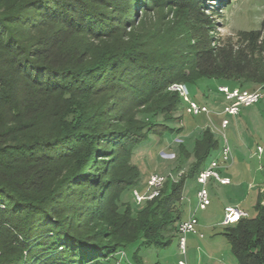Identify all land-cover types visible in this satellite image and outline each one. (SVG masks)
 <instances>
[{"label":"trees","instance_id":"1","mask_svg":"<svg viewBox=\"0 0 264 264\" xmlns=\"http://www.w3.org/2000/svg\"><path fill=\"white\" fill-rule=\"evenodd\" d=\"M146 1L0 0V264H113L131 245L143 264L142 248L177 237L186 183L221 147L205 129L188 173L142 209L118 210L140 180L132 156L162 132L156 117L171 121L183 108L168 87L184 83L197 98L191 86L203 78L264 85L262 30L242 46L217 45L206 0H179L189 43L164 54L127 24ZM180 153L189 159L183 145ZM255 208L224 232L240 264H264V189Z\"/></svg>","mask_w":264,"mask_h":264},{"label":"rangeland","instance_id":"2","mask_svg":"<svg viewBox=\"0 0 264 264\" xmlns=\"http://www.w3.org/2000/svg\"><path fill=\"white\" fill-rule=\"evenodd\" d=\"M178 1L147 0L144 4H139L132 9L127 24H133L131 26L133 33L145 39L148 38L147 40L154 44L151 47H154L157 52L167 54L187 49L189 29L192 24L186 12L180 8ZM204 6L205 8L202 7V9L211 18L207 29L210 30L209 33L217 45L231 42L242 46L246 43V33L253 30H262L264 33V0H206ZM218 83H235L260 89L262 97L251 106L242 107L239 115L236 116L237 121H233V116H227L222 112L224 98L217 91ZM191 87L196 97L209 105L211 113L194 116L179 106L173 113L175 119L171 121H164L162 116L156 117V120L163 123L165 127H160L162 131L160 135L150 133V141L135 151L132 156V163L137 164L140 169V180L138 184L119 195L118 210L123 212L129 204L133 211L144 207L146 200L136 201L133 191L137 189L139 193L144 194L150 174L166 175L169 181H176L182 174L188 173L194 158L195 141L202 136L205 129L210 128L220 144L222 143L221 135L225 132L234 157L233 163L228 166L232 178L231 188H228L231 191L218 189L214 192L212 187L210 188L212 183H209L211 204L204 210L196 211V217L200 223L199 233L187 236L185 255L179 252L177 236L167 247L142 248L138 256L143 264H178L180 260H185L187 264H240L224 234L227 225H223L221 221L224 219L223 208L232 198L240 202L242 200L249 218L257 214L255 208L257 194L264 183V85L247 80L243 76L231 81L203 78ZM137 117L143 120L151 118L146 115H137ZM224 117H227L231 124L228 129L222 130L221 121ZM180 127L179 132L173 133ZM164 128L166 129L163 130ZM181 145L186 148L189 159L180 153ZM257 146L263 148L260 156L256 153ZM98 171L99 175L105 172L101 167ZM196 187L195 179L191 178L187 181L182 201L184 217L189 208V199L195 209ZM200 234L204 237L201 238ZM137 246H128L117 253L111 262L136 264L133 253Z\"/></svg>","mask_w":264,"mask_h":264},{"label":"built area","instance_id":"3","mask_svg":"<svg viewBox=\"0 0 264 264\" xmlns=\"http://www.w3.org/2000/svg\"><path fill=\"white\" fill-rule=\"evenodd\" d=\"M168 89L173 92H177L182 98L184 110L191 115L210 114L211 109L205 102H201L195 98L189 88L184 83H173ZM217 91L222 94L224 98L223 114L227 116L239 115L242 107L251 106L258 102L262 94L260 89H247L240 86H230L228 84H220L217 86ZM230 121L227 117H224L221 121V128L224 130ZM222 144L218 152L211 157L204 168L196 176V207L197 209L204 210L211 204L209 183L215 181L219 184H230L231 179L228 176H223L222 169L228 168L233 161L232 148L226 138L225 132L221 135ZM263 148L257 146V155L262 154ZM168 176L152 173L148 176L146 182V190L144 194H141L135 189L133 191L136 201H143L147 199H153L157 197L163 185L165 184ZM248 213L238 207H228L225 209L223 225H230L238 221L239 218L247 217ZM199 221L194 213H192L187 219H184L179 224L178 238H179V252L183 255L186 254V242L187 235L191 233H199L198 231ZM202 236V234H200ZM178 264H187L185 260H180Z\"/></svg>","mask_w":264,"mask_h":264},{"label":"crops","instance_id":"4","mask_svg":"<svg viewBox=\"0 0 264 264\" xmlns=\"http://www.w3.org/2000/svg\"><path fill=\"white\" fill-rule=\"evenodd\" d=\"M233 118H234V120L233 121H237V117L236 116H233ZM229 124H231V121H230V123ZM228 127H229V125L225 128V129H228ZM226 134V133H225ZM228 142H229V140H228ZM222 144V143H221ZM220 144V145H221ZM233 152H234V149H233ZM263 153V152H262ZM233 154V153H232ZM260 155H262V154H260ZM260 155H258V156H260ZM233 161H234V157H233ZM233 161H232V163H233ZM221 173H222V175L223 176H228L230 179H231V183L230 184H226V185H223V184H219V183H217V182H215V181H211L210 182V184H211V186H210V188L212 187V191H217L218 189H220L221 191H231V189H229L228 187H230L231 188V185H232V178H231V176H230V174H229V168H225V169H222L221 170ZM196 182V181H195ZM197 188V187H196ZM264 189V183H263V187H261V189L260 190H263ZM259 190V191H260ZM258 191V192H259ZM196 193V192H195ZM188 205H189V208H188V211L186 212L187 213V215H186V217H184L185 219H187L192 213H194L195 215H196V211L197 210H200V209H197V207H196V205H195V209L192 207V205H191V200L189 199L188 200ZM238 207V208H240V209H242V210H244V211H246V212H248L247 210H246V208L243 206V203H242V200H241V202H240V200H238V199H235V198H232L231 199V201L229 202V203H227V205L226 206H224V208H223V214H225V209L226 208H228V207ZM185 214V213H184ZM222 222V221H221ZM198 227H200V223H199V225H198ZM199 231V230H198ZM191 234H195V233H191ZM197 234V233H196ZM189 235V234H188ZM187 235V236H188ZM200 237L201 238H203L204 236H201L200 235Z\"/></svg>","mask_w":264,"mask_h":264}]
</instances>
